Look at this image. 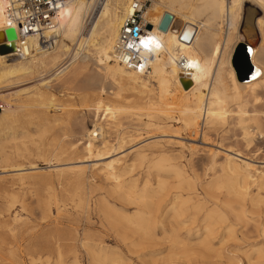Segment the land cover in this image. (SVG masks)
Wrapping results in <instances>:
<instances>
[{
	"label": "bare ground",
	"instance_id": "6f19581e",
	"mask_svg": "<svg viewBox=\"0 0 264 264\" xmlns=\"http://www.w3.org/2000/svg\"><path fill=\"white\" fill-rule=\"evenodd\" d=\"M93 1H67L56 16L53 29L43 31V37L51 40L48 47H45L39 40L40 37L34 33L25 35L23 44L16 38L15 49L0 54V80L10 77L14 79L12 77L39 70L38 77L42 79L36 85L33 84L26 94H40V88H45L52 82L60 87V91H67L74 82H77L78 76L88 72V63L92 60L95 69L88 73L83 83L85 85L83 109L91 113L93 118L91 129L84 127L81 129L85 138L81 149L86 159L81 161L80 165L91 160L97 161L94 165L100 162L97 170L102 178L112 183L114 190L122 191L126 200L129 199L128 201L138 206L132 217L126 218V214L124 215L127 224L120 229L121 233H125L123 229H127L131 232V237L134 236L137 241L144 242L155 238L157 240L158 231L162 240L171 243V251L179 258H189L194 253H197L196 255L200 253L198 256L205 257L214 252L210 239L214 229L212 223L207 221L214 215L216 218L214 223L217 224L226 220L225 215L217 210L218 206L211 213L208 211L204 223L200 225L197 223L199 226L197 229L194 228L196 235L199 231L202 234L197 239L196 246L193 244L192 248L183 238L181 229L184 226L188 227L187 217L194 215L190 210L202 207L195 192L188 191L185 195L176 192L171 194L168 200H162L164 197H161L160 193L167 184L162 182L164 180H158L156 190L152 192L153 189L151 191L149 189L151 193L148 194L145 189L146 183L137 191L136 178L127 182L123 179L125 174L133 170L135 163L146 157L147 149L160 142L157 140L144 143L140 149L133 151L129 163L120 165V160L110 158V154L123 147V138L118 140L119 134L114 131L116 134L114 140H109V130L112 128L117 130V127L121 126V116L132 110L121 101L119 92L122 86L130 85L132 89H141L143 93L142 89L147 86L148 80L154 79L155 91L150 93L152 96L148 94L147 105L142 108L145 113L130 117L127 121L128 128L133 127L135 131L154 130L160 136L169 137L165 139L167 142L174 140V144L190 150L195 149L197 145L181 142L180 131L194 136L199 134L201 142L208 143L206 140L209 131L221 129L229 119L230 123L240 126L242 138L248 144L251 136L261 134L264 129L262 125L264 116L260 115L264 112V48L261 46L264 40V0H154L153 4L146 6L145 9H142L144 0H102L90 28L85 33L83 19ZM8 3L9 0H0V32L15 26L6 16ZM134 9L141 11L148 38L153 39V43L141 52L146 58V69L143 71L122 64L114 47L124 19L132 14ZM259 11L262 13L260 17L256 16ZM165 12L172 15V20L167 30L163 31L158 26ZM183 29L191 32L189 41L180 40L179 36ZM255 38L258 44L254 43ZM0 39H4L3 33ZM247 59L248 64L244 67L243 62L244 60L247 62ZM9 60L14 63L7 64ZM237 66H241L243 71ZM180 78L190 81L188 88H182ZM3 87L4 85L0 86V92L3 91L1 90ZM82 88L84 90V87ZM11 94L0 93V99H4L6 104L3 110L8 116H14L17 109L25 107L24 103V105L15 103L16 100L13 98L7 99ZM103 95L115 99V102L104 101ZM43 107L54 112L62 109L51 96L47 98ZM142 109L139 110L143 111ZM189 140L196 139L194 137ZM227 149L204 150L212 164H217L221 171L231 175L224 181L217 179L209 181L203 186L204 195L212 197L216 203L219 201L221 207L231 214L234 220L246 223L243 207L250 195V184L256 179L264 182V172L257 171L239 152L233 155L231 154L233 150ZM159 158L158 164L161 165L166 159L163 156ZM3 160H7V154ZM160 167L174 171L175 178L178 179L177 188L185 185L192 190L193 182L185 177L180 164ZM77 172L81 176L83 168H78ZM221 188L225 189L226 199L225 201L223 199V202L212 195L214 190ZM110 191L111 189L108 192ZM254 198L264 200L258 194L251 200ZM104 202L98 201L97 205L107 208L109 203L106 205ZM261 211L264 213V207ZM225 233L231 235V225H226ZM87 245L82 243L86 250L90 249ZM101 249L98 248L97 252L93 250L95 264H101L99 260L102 256L98 255L102 253ZM253 253L254 256L248 257L246 264H264V250L257 249ZM110 260L111 258L109 262Z\"/></svg>",
	"mask_w": 264,
	"mask_h": 264
},
{
	"label": "rangeland",
	"instance_id": "374dc122",
	"mask_svg": "<svg viewBox=\"0 0 264 264\" xmlns=\"http://www.w3.org/2000/svg\"><path fill=\"white\" fill-rule=\"evenodd\" d=\"M101 1L94 0L86 10L88 14L83 19L85 33L90 28ZM153 1L144 0L142 9L153 4ZM256 16L260 17L262 13L259 11ZM257 42L255 38L254 43ZM263 43L264 40L261 42L264 48ZM13 63L12 60L7 61V64ZM88 64V72L78 76L77 82H74L77 83L76 87L73 83L67 91H60V87L52 82L45 88H40V94H26L33 84L36 85L42 79L38 77L39 70L12 77L14 79L10 77L0 80V86L4 85L0 93H12L7 99L13 98L15 103L25 104L24 108L16 110L14 116H8L5 110L0 111V264H95L92 256L98 248H102V253L98 254L102 256L99 260L101 264H246L247 258L253 257L255 250H264V213L261 211L264 200H251L257 194L264 198L263 181L256 179L250 184V195L243 207L246 223L234 220L232 215L221 207L219 201L216 203L212 197L205 196L203 191V186L209 181H224L231 177L221 171L217 164H212L204 151L206 148L220 151L231 148V154L239 152L257 171L264 172V129L261 134L251 136L249 144L243 140L240 126L230 123V119L221 129L209 131L206 140L208 143H202L199 134L194 136L180 131L181 142L197 145L195 149L190 150L174 144V140L167 142L165 139L169 137L160 136L154 130L135 131L133 127L128 128L127 121L130 117L145 113L143 109L147 105V96L155 91L154 79L148 80L147 86L142 89L143 93L141 89H132L130 85L122 86L119 92L121 101L132 110L121 116V126L117 127V130H109V140L119 134L118 140L123 138L124 142L121 149L110 154V158H118L120 165H123L129 163L133 151L140 149L144 143L157 140L160 142L147 149L146 157L135 163L133 170L125 174L123 179L127 182L136 178L137 191L146 183L148 194L151 193L149 189H153V192L157 183L164 180L162 182L167 184L164 183L165 189L160 193V196L164 197L162 200H168V197L176 192L184 193L183 195L188 191L195 192L202 207L190 210L194 215H186L189 219L186 220L188 227L181 229L183 238L192 248L202 234L199 231L196 235L195 229L204 223L208 211L211 213L218 206L217 210L225 215L226 220L215 224L216 218L213 215L207 221L212 223L214 229V234L210 237L214 252L205 257L194 253L189 258H179L171 251V243L162 240L158 231L157 240L155 238L144 242L131 237V232L127 229H123L125 233L120 232L122 227H126L125 217H132L138 206L128 201L129 199L126 200L122 191L114 190L112 183L102 178L97 170L100 162L94 165L97 161L91 160L80 165V162L86 159L81 149L85 141L81 129H91L93 118L91 113L83 109V83L88 73L95 69L92 60ZM50 96L62 109L54 112L43 107ZM102 97L104 101L115 102V99L108 96ZM0 101L4 103V99ZM260 115L263 117L264 112ZM114 131L118 133L115 134ZM194 137L196 140H189ZM6 154L7 160H3ZM161 156L166 159L161 165L182 166L185 177L193 182L192 190L185 185L177 188L178 179L175 178L174 171L158 164ZM78 168H83L81 176L77 172ZM214 191L213 196H217L220 202H223V199L225 201V189ZM101 200L105 201L106 205L109 203L108 209L97 205ZM226 225L232 226L231 235L224 234ZM83 242L88 244L90 249L86 250L82 246ZM89 252L93 254L90 255ZM108 255L110 256L107 258Z\"/></svg>",
	"mask_w": 264,
	"mask_h": 264
},
{
	"label": "built area",
	"instance_id": "2783aa9c",
	"mask_svg": "<svg viewBox=\"0 0 264 264\" xmlns=\"http://www.w3.org/2000/svg\"><path fill=\"white\" fill-rule=\"evenodd\" d=\"M68 0H9L6 6L8 21L16 31L19 42L23 44L24 36L37 34L45 47L51 45L49 38L43 37V31L53 29L54 20ZM148 38L145 21L140 11L128 15L115 41V51L119 61L137 71L146 69V58L141 55L144 48L142 41ZM6 104L0 101V111Z\"/></svg>",
	"mask_w": 264,
	"mask_h": 264
},
{
	"label": "water",
	"instance_id": "95a60500",
	"mask_svg": "<svg viewBox=\"0 0 264 264\" xmlns=\"http://www.w3.org/2000/svg\"><path fill=\"white\" fill-rule=\"evenodd\" d=\"M171 20H172V15L169 14L168 12H165L160 20V23L158 26L159 29L166 31L171 23ZM2 33H3L4 39H0V54H6L9 52H12L15 49L14 43L17 38L15 29L13 27L5 28L3 32H0V37ZM190 37H191V32L188 31L187 29H183L179 36L180 40H184V41H189ZM247 64H248V59H247V62L245 60L243 62L244 67L247 66ZM237 67L240 71H243L241 66H237ZM180 82L183 88H188V86L190 85V81L185 80L183 78H180Z\"/></svg>",
	"mask_w": 264,
	"mask_h": 264
},
{
	"label": "snow or ice",
	"instance_id": "6c2138e0",
	"mask_svg": "<svg viewBox=\"0 0 264 264\" xmlns=\"http://www.w3.org/2000/svg\"><path fill=\"white\" fill-rule=\"evenodd\" d=\"M144 47H149L153 43V39L151 37L147 38L146 40L142 41Z\"/></svg>",
	"mask_w": 264,
	"mask_h": 264
}]
</instances>
